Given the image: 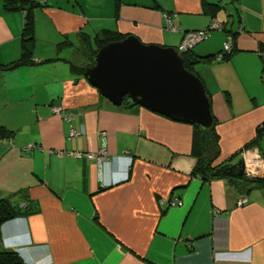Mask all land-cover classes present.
Wrapping results in <instances>:
<instances>
[{
  "label": "crops",
  "instance_id": "obj_1",
  "mask_svg": "<svg viewBox=\"0 0 264 264\" xmlns=\"http://www.w3.org/2000/svg\"><path fill=\"white\" fill-rule=\"evenodd\" d=\"M204 1H36L30 59L8 68L21 56L24 12L0 0V125L12 131L0 138V199H27L36 209L0 226V251L26 264H264V193L202 179L193 170L191 124L115 106L70 68L89 62L104 30L176 48L183 32L209 25ZM206 1L222 6L215 18L223 28L192 53L217 55L234 35L227 60L195 66L216 120V162L237 154V163L243 147L264 159V131L256 137L264 123V0ZM165 14L177 31L165 27ZM71 128L77 134L68 139ZM101 148L109 154L102 174L94 160L71 154ZM248 163L264 175V165Z\"/></svg>",
  "mask_w": 264,
  "mask_h": 264
},
{
  "label": "water",
  "instance_id": "obj_2",
  "mask_svg": "<svg viewBox=\"0 0 264 264\" xmlns=\"http://www.w3.org/2000/svg\"><path fill=\"white\" fill-rule=\"evenodd\" d=\"M84 76L113 105L127 99L176 121L214 126L202 80L187 70L173 46L147 44L134 35L102 45L84 64ZM243 170V159L237 161Z\"/></svg>",
  "mask_w": 264,
  "mask_h": 264
},
{
  "label": "trees",
  "instance_id": "obj_3",
  "mask_svg": "<svg viewBox=\"0 0 264 264\" xmlns=\"http://www.w3.org/2000/svg\"><path fill=\"white\" fill-rule=\"evenodd\" d=\"M234 1V0H231ZM35 0H3V7L7 10L23 11L24 12V21L21 32V56L12 62L9 63L8 68H13L21 63H25L30 59L32 48L34 46V9L39 6ZM203 6L206 11L212 16V19H215L216 12L222 9V6L216 2L204 1ZM211 19V20H212ZM223 28V26H222ZM82 35V34H80ZM128 35H123L115 31L104 30L102 34L95 37L96 48H91L89 54V62L86 63L89 65L92 62L93 55L97 50L104 44L110 41H118L124 39ZM233 45L230 51H226L221 60H227L234 51V35ZM83 40L86 42L88 37L82 35ZM81 38V39H82ZM89 41V40H88ZM87 41V42H88ZM262 51H264V46H261ZM183 58L184 66L187 70L194 73L198 76L195 71V66L205 60H211L215 58L216 55L212 56H200L192 53V49L187 52L181 53ZM85 65L71 64V72L73 74H83L85 71ZM85 77V76H84ZM199 77V76H198ZM207 93V91H206ZM207 96L210 101V96L207 93ZM122 105L132 107L129 105L128 100L123 99ZM135 106V105H133ZM211 110V108H210ZM212 114V113H211ZM214 121V126L207 131H202L199 126L192 124L193 126V135L191 149L192 153L195 156L196 163L194 166V173L199 174L202 179L210 178H224L227 180V183L230 186L234 187L243 192H247L251 189H260L264 193V177L254 176L248 177L245 172L241 170V167L237 163H232V159L237 155L233 154L227 160L223 162H216L220 154L219 148V136L215 129V118L212 114ZM264 131V123L257 128L256 137L258 138ZM12 131L6 129L3 125H0V138H10ZM250 144L245 145L249 147ZM34 207L30 206L29 201L23 200L21 205L13 206L7 200L0 199V226L17 216L26 215L36 211L33 210ZM0 264H26L23 259L18 255L17 252L13 250H3L0 251Z\"/></svg>",
  "mask_w": 264,
  "mask_h": 264
},
{
  "label": "built area",
  "instance_id": "obj_4",
  "mask_svg": "<svg viewBox=\"0 0 264 264\" xmlns=\"http://www.w3.org/2000/svg\"><path fill=\"white\" fill-rule=\"evenodd\" d=\"M164 17H165V27L171 31H177L176 26L172 24L171 15L165 14ZM215 29H218V30L222 29V23L219 20H217L216 18L212 19L210 21L209 25L206 26L205 28L193 29V30H188V31L183 32V36L181 38V41H180L179 45L177 46L178 52L182 53V52H186L187 50L192 49L195 46V44H197L198 42H201V41L205 40L206 38H208L211 34V31L215 30ZM232 45H233V38L229 34H227L225 43L223 45V51L221 53L217 54L214 59L217 61L221 60L224 56V52L230 51ZM51 110L55 114L60 115L67 122H70L73 119V115L65 112L61 106H53L51 108ZM76 134H77L76 130L71 128L69 130L68 139H70L71 137H73ZM253 152H256V150L254 151V150L246 149V150H241V152H240V156L243 159L244 165L248 166V168L244 171L246 174H253V175L259 174L257 167H255L254 171H252V170H250V167H249L250 163L246 162L247 156ZM57 153L62 154L63 151H57ZM71 154L75 157H85L89 160H94L96 165H97V168H98L97 172L99 174H102L103 165L107 162L108 155H109L107 150L104 148H101L97 152L74 151ZM256 155L260 159V162H262L264 165V159L257 152H256ZM245 202H246L245 197H240L239 199H237L238 205H242ZM167 204L169 206H175V205H180L181 202L175 201V200H169L167 202Z\"/></svg>",
  "mask_w": 264,
  "mask_h": 264
},
{
  "label": "rangeland",
  "instance_id": "obj_5",
  "mask_svg": "<svg viewBox=\"0 0 264 264\" xmlns=\"http://www.w3.org/2000/svg\"><path fill=\"white\" fill-rule=\"evenodd\" d=\"M35 1L40 2L41 4H43V3L45 2V0H35ZM57 1H58V0H57ZM57 1H56V0H51V3L54 4V5H57ZM40 3H39V4H40ZM226 8H227L229 11H232V9H231V7H230V4H227V5H226ZM231 13H232V12H231ZM228 24L230 25V21H228ZM229 25H228V26H229ZM229 35L232 37L231 34H229ZM232 38H233V37H232ZM110 42H112V41H110ZM108 43H109V42H108ZM224 43H225V41H224ZM224 43H223V45H224ZM106 44H107V43H106ZM104 45H105V44H104ZM176 49H177V47H176ZM187 51H189V50H187ZM187 51H186V52H187ZM182 53H184V52H182ZM180 54H181V53H180ZM52 107H53V106H52ZM52 107H51V108H52ZM189 124H191V123H189ZM191 125H192V124H191ZM99 150H100V149H99ZM241 150H246V148L243 147ZM241 150H240V151H241ZM126 153H128V152H126ZM239 159H240V158H237L236 161H238ZM96 167H97V165H96ZM245 167L247 168V166H245ZM97 170H98V168H97ZM97 173H98V172H97ZM98 174H99V173H98ZM245 174H246V173H245ZM246 176H248V177H254V176H252L251 174H246ZM257 176H260V175H257ZM262 176H264V175H261V177H262ZM254 190H256V189H254ZM254 190H253V191H254ZM257 190L260 191L259 189H257ZM175 201H180V200H175ZM246 201H247V199H246ZM167 202H168V201H167ZM180 202H181V201H180ZM163 203H164V202H163ZM166 205H168V204H166ZM180 205H182V202H181ZM168 206H169V205H168Z\"/></svg>",
  "mask_w": 264,
  "mask_h": 264
},
{
  "label": "bare ground",
  "instance_id": "obj_6",
  "mask_svg": "<svg viewBox=\"0 0 264 264\" xmlns=\"http://www.w3.org/2000/svg\"><path fill=\"white\" fill-rule=\"evenodd\" d=\"M198 43H200V42H198ZM197 43V44H198ZM197 44H195V45H197ZM225 53V52H224ZM86 78V77H85ZM249 150H251V149H249ZM252 162V161H254V162H256V163H258L259 165H263V163L262 162H260V159L258 158V156L253 152V153H250L248 156H247V159H246V162ZM244 163V162H243ZM251 164L252 163H250L249 164V167H250V170H252V168H251ZM247 168H248V166H247ZM246 167H245V165L243 166V171H245L246 169H247ZM252 176H256V175H259V174H255V175H253V174H251Z\"/></svg>",
  "mask_w": 264,
  "mask_h": 264
}]
</instances>
